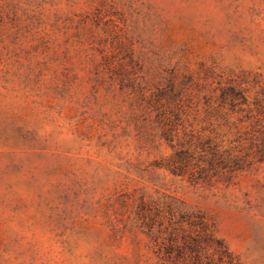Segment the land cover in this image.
<instances>
[{"label": "rangeland", "instance_id": "obj_1", "mask_svg": "<svg viewBox=\"0 0 264 264\" xmlns=\"http://www.w3.org/2000/svg\"><path fill=\"white\" fill-rule=\"evenodd\" d=\"M211 263L264 264V0H0V264Z\"/></svg>", "mask_w": 264, "mask_h": 264}, {"label": "trees", "instance_id": "obj_2", "mask_svg": "<svg viewBox=\"0 0 264 264\" xmlns=\"http://www.w3.org/2000/svg\"><path fill=\"white\" fill-rule=\"evenodd\" d=\"M208 240H211L210 237H209ZM194 241L195 242L192 244V246H190V245L189 246H190L191 249H193V251H199L198 250L200 248L199 247V241H198V239H195ZM211 264H213V263H211Z\"/></svg>", "mask_w": 264, "mask_h": 264}]
</instances>
